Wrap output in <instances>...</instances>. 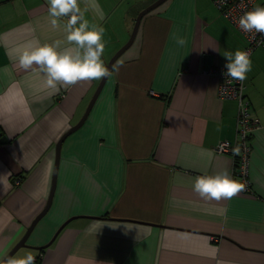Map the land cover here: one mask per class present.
Listing matches in <instances>:
<instances>
[{
  "label": "crops",
  "instance_id": "1",
  "mask_svg": "<svg viewBox=\"0 0 264 264\" xmlns=\"http://www.w3.org/2000/svg\"><path fill=\"white\" fill-rule=\"evenodd\" d=\"M154 3L78 0L87 30L103 29L106 68ZM49 8L48 0H0V263L47 207L56 145L82 120L103 79L57 90L35 65L19 66L30 42L72 46L69 17L53 28ZM246 47L214 0H167L146 14L87 120L65 139L51 206L12 257L31 253L35 264H264V46L251 55L245 79L260 122L251 136L253 194L217 201L193 191L198 176L235 173L234 155L216 149L236 141L238 104L218 98L220 79L210 72L226 68L224 52Z\"/></svg>",
  "mask_w": 264,
  "mask_h": 264
},
{
  "label": "clouds",
  "instance_id": "2",
  "mask_svg": "<svg viewBox=\"0 0 264 264\" xmlns=\"http://www.w3.org/2000/svg\"><path fill=\"white\" fill-rule=\"evenodd\" d=\"M49 14L53 28L59 27L61 17H69L65 25L68 45L61 49V42L54 45L38 46V42H30L19 54V66L25 71L34 69V65L47 77V85L52 89L58 86H71L79 81L100 79L110 75L101 59L105 44L102 42V28L89 31L87 21H83L78 0H48ZM83 21V22H81ZM79 26L77 27V24ZM238 25L246 33H264V7H256L240 17ZM179 45L184 39L177 37ZM228 61L225 65L228 78L244 81L252 70V61L247 51L237 50L223 53ZM6 176H0L5 179ZM244 185L233 180L225 170L214 176L201 175L195 178L193 191L201 198L210 200L230 199L242 191ZM36 257L28 253L21 258L9 257L6 264H35Z\"/></svg>",
  "mask_w": 264,
  "mask_h": 264
},
{
  "label": "built area",
  "instance_id": "3",
  "mask_svg": "<svg viewBox=\"0 0 264 264\" xmlns=\"http://www.w3.org/2000/svg\"><path fill=\"white\" fill-rule=\"evenodd\" d=\"M214 4L221 15L234 27L247 42L245 51L251 55L264 46V33H246L240 29L238 21L246 12L256 7H264V0H214ZM69 19V18H68ZM226 68L213 69L210 74L220 79L218 98L222 101L231 100L238 104L236 141L234 144L223 142L218 145L217 153H232L235 159V173L233 180L244 185L241 192L253 194L250 181V161L252 152L251 136L260 127L259 119L252 116L251 104L245 95V80L238 81L228 78ZM153 94V93H152Z\"/></svg>",
  "mask_w": 264,
  "mask_h": 264
},
{
  "label": "water",
  "instance_id": "4",
  "mask_svg": "<svg viewBox=\"0 0 264 264\" xmlns=\"http://www.w3.org/2000/svg\"><path fill=\"white\" fill-rule=\"evenodd\" d=\"M155 3L149 7H147L145 10H143L137 20H136V24H135V27H134V30H133V33L131 35V38L130 40L128 41V43L116 54V56L110 61V63L107 65V69L109 70V72L111 73L112 69H113V66L115 64V62L117 61V59L120 57V55L126 51L131 45L132 43L134 42L135 40V37L137 35V32H138V29H139V25L141 23V20L142 18L148 14L149 12L153 11L157 6H159L160 4H162L163 2L167 1V0H154ZM109 76H106V77H103L91 103L89 104V107L84 115V117L82 118V120L78 123V125H76L75 127H73L70 131H68L61 139L60 141L57 143L56 145V167H55V173H54V177H53V189H52V192H51V195H50V198H49V201H48V204H47V207L45 208V210L39 215V217L34 221V223L31 225V227L27 230V233L25 234V236L22 238V240L13 248V250L5 257V259L0 263V264H6V261L9 257H12L19 249L21 248H24V247H27V241L31 235V233L33 232L35 226L37 225V223L46 215V213L48 212L50 206H51V202H52V197H53V193H54V186H55V180H56V175H57V169H58V165H59V162H60V157H61V148H62V145L65 141V139L70 135L72 134L73 132H75L76 130H78L84 123L85 121L87 120L95 102L97 101L98 99V96L100 95L107 79H108ZM67 224H65L63 227H61V229H59V231L57 232V234L55 235V237L52 239L50 245L54 242V240L57 238V236L59 235V233L61 232V230L66 226ZM48 245V246H50ZM44 247L42 248H38V249H43Z\"/></svg>",
  "mask_w": 264,
  "mask_h": 264
}]
</instances>
